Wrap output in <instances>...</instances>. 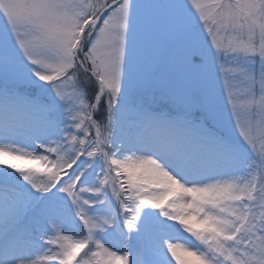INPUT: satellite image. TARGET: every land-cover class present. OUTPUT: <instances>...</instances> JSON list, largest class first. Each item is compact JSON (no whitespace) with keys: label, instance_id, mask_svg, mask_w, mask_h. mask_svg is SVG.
<instances>
[{"label":"snow or ice","instance_id":"snow-or-ice-1","mask_svg":"<svg viewBox=\"0 0 264 264\" xmlns=\"http://www.w3.org/2000/svg\"><path fill=\"white\" fill-rule=\"evenodd\" d=\"M0 166V264H264V0H0Z\"/></svg>","mask_w":264,"mask_h":264},{"label":"rangeland","instance_id":"rangeland-1","mask_svg":"<svg viewBox=\"0 0 264 264\" xmlns=\"http://www.w3.org/2000/svg\"><path fill=\"white\" fill-rule=\"evenodd\" d=\"M148 77L147 93L145 99L148 100L151 107L157 111H177L183 108L185 104V89L186 82L180 69L163 58V56L153 59L146 70ZM38 100L42 102L45 98L38 93H32ZM166 108V109H163ZM39 117L43 118V114L39 111L35 112ZM9 172L12 170L9 169ZM0 177L4 175V166H0ZM117 207V206H116ZM119 208V205L117 209ZM122 218V217H121ZM173 235L179 236L181 240L188 239L191 243L199 244L195 238L190 237V234L183 232L174 233ZM129 248L132 253V259L136 258L138 242L133 238L129 242ZM144 254L141 252L140 259L143 260ZM175 264V262H173Z\"/></svg>","mask_w":264,"mask_h":264},{"label":"bare ground","instance_id":"bare-ground-1","mask_svg":"<svg viewBox=\"0 0 264 264\" xmlns=\"http://www.w3.org/2000/svg\"><path fill=\"white\" fill-rule=\"evenodd\" d=\"M22 123L25 127L33 123H39L41 118L35 112H26L23 113L21 116ZM9 141L11 142L13 147H18L21 150L33 151V138L28 135L26 132H21L17 135H13L9 137ZM55 250V249H54ZM56 264V262H53Z\"/></svg>","mask_w":264,"mask_h":264}]
</instances>
